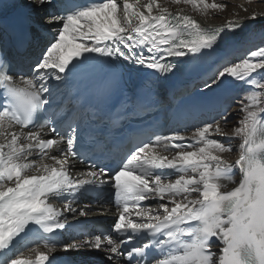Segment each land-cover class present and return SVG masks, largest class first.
I'll return each instance as SVG.
<instances>
[{"label": "snow or ice", "instance_id": "6c2138e0", "mask_svg": "<svg viewBox=\"0 0 264 264\" xmlns=\"http://www.w3.org/2000/svg\"><path fill=\"white\" fill-rule=\"evenodd\" d=\"M257 20L264 12L205 27L162 0H0V264H264V23L254 49L221 47ZM28 45L29 63L15 62L10 50ZM180 66L190 99L172 114V133L149 125L115 134L147 110L142 91L123 86L125 75L152 70L158 79ZM234 82L259 90L242 102L229 136L222 97ZM189 120L192 143L181 134ZM237 148L238 158H226ZM70 158L90 170L73 179ZM235 169L239 180L227 188L220 181ZM106 185L115 194L112 227L60 239L73 227L65 213L86 215L72 203ZM56 197L72 199L60 209L50 203ZM30 235L47 251L24 259L17 245Z\"/></svg>", "mask_w": 264, "mask_h": 264}, {"label": "bare ground", "instance_id": "6f19581e", "mask_svg": "<svg viewBox=\"0 0 264 264\" xmlns=\"http://www.w3.org/2000/svg\"><path fill=\"white\" fill-rule=\"evenodd\" d=\"M222 2L219 3H223L225 4V7L223 9H204L203 5H197V6H193L191 4L189 5H184V4H180V5H176L174 3L171 2V0H162V2H165L167 4V6L174 10L180 9L182 10L183 14H187L192 16L194 19L197 20L198 23H200L202 26L205 27H215V26H221L231 20H235L240 16H248L252 11H256L257 13H261L264 12V0H221ZM205 3L211 4V3H216L215 1L212 0H204ZM242 8H246L247 11H242ZM258 21V27H253L251 30H249L247 33H245L237 42H236V47H240L238 50H240L238 52L239 55H243L245 54L249 49L254 48L255 46H257V42L259 41V37L256 35L258 34V32L261 31V23H264L262 21ZM51 30V29H50ZM255 36V38H253ZM259 43V42H258ZM245 46V47H242ZM236 50V49H235ZM210 70V66L208 67L207 71ZM252 90V87L249 88L248 85L241 83V82H234V83H230L229 87H228V91L227 93L223 96L226 100L229 97H231V95H236L239 94L241 92H245V91H250ZM249 94V93H247ZM234 100V98H233ZM232 100V101H233ZM228 116L232 113H228ZM233 116V115H231ZM228 122V121H227ZM194 130L190 131L189 133L185 134L186 136L190 137V134L193 132ZM224 131L226 133L229 134V136L231 135V132H228V126H224ZM231 144H238L239 143V139L238 138H232L231 140L228 141ZM66 146V145H65ZM235 151V156H233L232 158H230V160H235L236 158H238V154H239V150L234 149ZM165 155L171 156L174 154V152H168V153H163ZM227 158V157H226ZM36 163L38 165H42V164H49L52 165L54 164L53 161H51L50 159H44L43 161H41L40 159H36ZM70 164L71 167L70 169L73 170V172L70 174L73 179H75L76 177H78V172L83 171L82 165L76 163L74 160L70 159ZM70 172V171H69ZM174 178V177H173ZM239 180V170L235 169L234 173L232 175L231 178H226V179H222L220 182L225 185L227 188H231L233 185V181L238 182ZM50 203H52L55 207L59 208L61 205H65L67 204L65 201H63V197H56V198H51L50 199ZM61 209V208H60ZM104 213L105 216L107 217V225L109 227H112V225L114 224V218L116 216V205L115 203H111L108 204L105 207L101 208ZM72 216H75L73 213L71 212H67L65 213V217L70 218ZM87 237H83L80 239H86ZM72 239L75 240H80L79 238H71V237H65V240H67L68 242H71ZM21 245L17 246V251H16V255L21 256V258H28V257H32L33 259H35V253L32 251L33 248H38L39 251H44L46 252L47 250L44 247H39V246H35L33 244H29L26 251H22ZM23 246V247H24ZM15 258V257H13Z\"/></svg>", "mask_w": 264, "mask_h": 264}, {"label": "rangeland", "instance_id": "374dc122", "mask_svg": "<svg viewBox=\"0 0 264 264\" xmlns=\"http://www.w3.org/2000/svg\"><path fill=\"white\" fill-rule=\"evenodd\" d=\"M212 1H215L216 3L222 2L221 0H212ZM254 48H252V49H254ZM236 52L238 53L239 50L237 49ZM261 82L264 83V80H262ZM258 90L259 89L257 87L253 86L252 90H250V91L241 92L239 94H236V95L232 96V100H233V98H234V100L229 105V112L232 113V114L229 115V119H228V122H227L228 132L229 133L230 132L232 133V130L235 127H239L240 126L239 122L243 118V112L241 111L242 102L243 103L247 102V95H248L247 93H250L251 91H258ZM231 115H233V116H231ZM225 156L228 159H230L233 156H235V151H233L232 153L225 154Z\"/></svg>", "mask_w": 264, "mask_h": 264}]
</instances>
